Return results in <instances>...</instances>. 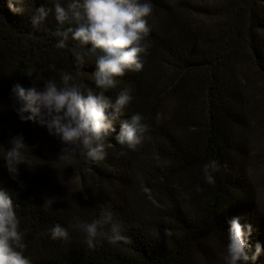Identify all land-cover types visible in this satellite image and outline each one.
Listing matches in <instances>:
<instances>
[{
  "label": "trees",
  "instance_id": "obj_1",
  "mask_svg": "<svg viewBox=\"0 0 264 264\" xmlns=\"http://www.w3.org/2000/svg\"><path fill=\"white\" fill-rule=\"evenodd\" d=\"M152 3L143 69L126 71L105 93L114 99L132 89L120 119L143 114L148 137L136 150L119 145L117 121L106 159L90 165L83 155L59 158L58 138L21 121L11 88L33 86L36 75L37 87L58 78L49 65L95 87V64L86 58L76 71L71 54L55 47L51 15L48 31L32 28L28 15L51 3L26 0L25 13H16L0 0V145L7 150L22 134L28 147L15 180L0 159V186L26 229L24 254L32 264H223L227 221L235 216L252 226L250 254L256 243L262 248L247 264H264V208L256 205L260 187L253 181L254 173H264V0ZM212 159L221 169L209 185L202 165ZM48 197L57 198L51 209L43 205ZM104 205L131 243L102 241L89 249L74 229L68 242L49 238L53 224L68 226L74 215L90 221Z\"/></svg>",
  "mask_w": 264,
  "mask_h": 264
},
{
  "label": "clouds",
  "instance_id": "obj_2",
  "mask_svg": "<svg viewBox=\"0 0 264 264\" xmlns=\"http://www.w3.org/2000/svg\"><path fill=\"white\" fill-rule=\"evenodd\" d=\"M51 7L34 8L29 20L34 30L48 31L47 21L51 15L55 29V47L71 54L76 71L91 58L95 71L91 79L95 87L78 80L71 71L49 65V70L59 73L58 78L48 79L42 87L36 83L42 79L36 75L29 88L16 83L11 95L17 107L14 111L21 121H34L59 139L61 159H75L83 155L91 165L104 161L108 155L106 141L116 130L115 141L130 150H136L148 137L149 125L139 112L120 119L125 108L133 100L132 89L123 88L113 99L105 95L115 89L126 71L140 72L143 69L142 55L147 52L145 37L150 33L147 18L153 13L152 0H46ZM26 0H7V7L16 13H25ZM90 44L91 47H85ZM75 45V46H73ZM35 71V70H34ZM34 71H28L32 76ZM7 150L0 145V159L13 180L19 175L18 165L26 163L22 134L9 141ZM221 165L212 159L202 165L203 179L209 185L216 183L215 174ZM81 187L79 190H82ZM196 191H201L199 184ZM83 198L88 199L87 194ZM56 197H48L43 205L51 209ZM241 217L230 218L223 264H247L254 261L262 251L256 243L250 254L249 237L252 226L240 223ZM10 193L0 186V264H32L24 254L26 229H21ZM70 229L83 234V242L94 249L102 241L108 243H131L123 223L117 219L110 205L99 206L98 214L89 220L74 215L68 226L53 224L47 229L52 240L68 242Z\"/></svg>",
  "mask_w": 264,
  "mask_h": 264
},
{
  "label": "rangeland",
  "instance_id": "obj_3",
  "mask_svg": "<svg viewBox=\"0 0 264 264\" xmlns=\"http://www.w3.org/2000/svg\"><path fill=\"white\" fill-rule=\"evenodd\" d=\"M249 170H251L250 174H252L253 167L250 166ZM254 180L258 181L256 185H259L258 187H260V189H258V191L256 192V196H255L256 205L258 207L264 208V188H261L260 186L264 184V173L261 171H257L256 173H254L253 181Z\"/></svg>",
  "mask_w": 264,
  "mask_h": 264
}]
</instances>
